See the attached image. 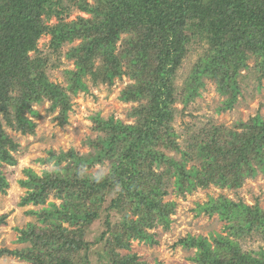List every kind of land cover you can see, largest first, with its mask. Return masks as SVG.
I'll list each match as a JSON object with an SVG mask.
<instances>
[{
  "label": "trees",
  "instance_id": "obj_1",
  "mask_svg": "<svg viewBox=\"0 0 264 264\" xmlns=\"http://www.w3.org/2000/svg\"><path fill=\"white\" fill-rule=\"evenodd\" d=\"M79 11L67 20L71 6L64 0H0V168L16 162L17 143L5 132L33 134L34 104L50 102L58 109L60 125L67 122L71 98L87 92L91 83L112 85L128 76L132 82L120 92L121 101H137L134 122L95 116V138L87 153L50 150L40 159L52 170L41 175L27 169L20 180L27 195L20 204H43L49 195L60 199L29 211L37 222L20 231L27 244L10 254L25 264H91L92 245L101 244L97 263L149 264L135 253H123L132 240L156 244L154 228L168 229L177 203L166 196H185L215 185L236 189L264 171V117L257 113L231 126L209 124L192 134L182 150L173 127L174 104L185 107L201 94L204 79L215 82L230 109L240 94V77L247 60L264 73V0H70ZM74 7V8H75ZM52 16L56 23L46 24ZM50 35L49 45L66 52L74 68L64 71L66 85L46 74L49 56L37 47ZM193 44L202 52L178 89L175 75ZM36 52L30 56L29 52ZM203 135V136H202ZM180 153L176 158L167 152ZM108 163L107 173L90 172ZM188 162H191L188 165ZM8 185L0 169V190ZM226 220L225 235H187L176 244L194 249V264H264V249L244 250L241 240L264 238V208L225 196L210 197L196 208ZM5 216H0L3 223ZM104 226L94 241L86 238L98 220ZM66 224V225H64Z\"/></svg>",
  "mask_w": 264,
  "mask_h": 264
},
{
  "label": "rangeland",
  "instance_id": "obj_2",
  "mask_svg": "<svg viewBox=\"0 0 264 264\" xmlns=\"http://www.w3.org/2000/svg\"><path fill=\"white\" fill-rule=\"evenodd\" d=\"M94 2L95 0H88ZM65 5H69L70 0H64ZM71 9L67 15V20H73L78 15L88 17L79 11L74 4H70ZM75 7V8H74ZM56 18L52 16L46 24L56 23ZM79 41V40H78ZM73 44H65L57 53L49 45L50 35L44 34L39 40L37 47L42 56H49L46 65V74L53 82L62 86L66 85L64 71L74 68V60L66 56V52ZM201 45L193 44L191 51L183 60L176 71L175 85L178 89L183 84L188 73L192 69L197 58L202 52ZM36 52H29L30 56H35ZM253 56V55H252ZM252 56L247 60L248 69L241 71L240 94L234 105L230 109H222L224 96L220 95L215 87V82L204 79L205 86L200 90L201 94L191 100L185 107L178 100L174 104L173 127L178 134L177 140L180 147L185 149L191 139L192 134L198 132L209 124L231 126L238 121H247L249 117L260 113L264 117V73L255 68V59ZM254 57V56H253ZM88 84L87 92H79L71 98L72 108L68 112L67 122L60 125L58 121V109L50 110V102L44 101L41 104H34L33 108L39 113L32 117L27 114L37 125L34 133L23 134L14 131L3 122L5 132L17 143V150L12 152L16 159L15 164L4 163L0 168L6 177L8 185L4 190H0V216H5L3 223H0V264H25L20 259L6 250L13 251L25 247L27 244L18 241V236L22 229H26L29 223L37 222V217L29 211L39 210L42 206H47L52 201L59 203L60 199L49 195L43 204L34 205L31 202L20 204L23 197L27 195V188L23 187L20 180L28 178L26 170L32 169L36 174L41 175L44 170L54 168L51 162H42L48 156L50 150L59 153L73 149L78 154L87 153L91 148L86 144L89 138H95L98 131L93 129L94 117L100 116L104 119L114 117L122 122L131 124L134 118L130 112L136 107L137 101H121L120 92L127 87L132 80L128 76L115 78L112 85L106 83L92 84L89 77L84 78ZM203 136V135H202ZM180 158V153L167 152ZM191 162H188L190 165ZM109 165L96 164L90 172L93 174L107 173ZM225 196L234 201H243L249 205L255 202L264 208V171H259L252 178L245 180L244 184L236 189L219 188L210 185L206 188H197L191 193L183 196H175L173 193L165 197L167 200H175L177 203L175 213L171 215V224L168 229L158 226L151 230L155 232L156 244H146L138 240H132L129 249H121L123 253H135L140 260H145L149 264H194L190 257L194 249H186L176 244V242L189 235L209 237L211 234L225 235L227 233L226 220L214 214L207 215L196 208L203 204L210 197ZM66 225V224H64ZM104 226L96 220L86 234L88 241H94L103 231ZM244 250L264 249V238L257 234H251L240 241ZM97 252H102L101 244L92 245L89 251L91 264L97 263Z\"/></svg>",
  "mask_w": 264,
  "mask_h": 264
}]
</instances>
